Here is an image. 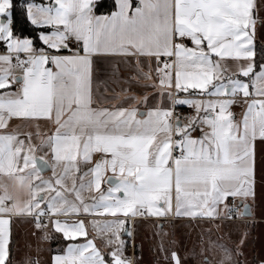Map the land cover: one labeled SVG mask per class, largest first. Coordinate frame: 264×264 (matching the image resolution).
<instances>
[{
  "label": "snow or ice",
  "instance_id": "snow-or-ice-1",
  "mask_svg": "<svg viewBox=\"0 0 264 264\" xmlns=\"http://www.w3.org/2000/svg\"><path fill=\"white\" fill-rule=\"evenodd\" d=\"M97 6L23 0L41 29L34 39L16 31L14 0H0V264H14V218L30 220L42 240L52 238L49 226L62 236L49 264H136L126 252L137 220L175 215L219 231L251 215L264 142V63L256 62L264 0H113L100 14ZM102 59L112 63L94 79ZM179 105L192 109L183 119ZM13 119L35 132L9 131ZM41 121L52 128L42 132ZM211 233L191 255L242 264L248 233ZM158 249L168 264H185L162 239Z\"/></svg>",
  "mask_w": 264,
  "mask_h": 264
},
{
  "label": "rangeland",
  "instance_id": "rangeland-1",
  "mask_svg": "<svg viewBox=\"0 0 264 264\" xmlns=\"http://www.w3.org/2000/svg\"><path fill=\"white\" fill-rule=\"evenodd\" d=\"M261 15L264 16V10L261 11ZM256 40L264 42V25H257ZM230 63L234 65L231 61ZM231 67L234 68L235 66ZM49 129L50 125L41 126L42 132ZM33 142H36L35 138ZM38 154L43 155V153ZM50 174V169L44 172L45 176ZM105 187L107 188L108 185L104 184L103 188ZM88 195V193H85V196ZM259 208L260 212L254 213L252 217L235 219L219 231L211 224L188 218H172L173 215L167 218L137 220L132 225L133 237L128 243L126 254L129 257H134L136 264H168V261L164 258V253L158 249L162 239L165 247H175L179 250L180 255L185 257V264H202V257L199 255L193 257L191 254L193 252L199 254L201 248L206 246L208 236H204V243L202 244L200 241L201 233L212 228L211 235L213 239L217 236H223L227 240L230 233L231 239L235 240L240 233L246 231L248 242L243 249L244 255L240 259L242 264H259V261L264 259V220L253 218L264 215V204ZM97 218L108 219L110 217ZM216 223L219 224L220 221H216ZM158 225H162V227H158ZM12 228L15 241L13 244L14 264H24L25 257L28 255L33 257L38 255L41 264H49L52 253L62 250L66 244L62 236L55 233L51 226H49V231L52 238L48 240L40 239L42 233L36 231L30 220L23 217L14 218ZM89 234L95 236L91 227H89ZM77 242H83L82 238H78ZM97 243L100 244V241L97 240ZM209 259L214 264L215 258L210 256Z\"/></svg>",
  "mask_w": 264,
  "mask_h": 264
},
{
  "label": "crops",
  "instance_id": "crops-1",
  "mask_svg": "<svg viewBox=\"0 0 264 264\" xmlns=\"http://www.w3.org/2000/svg\"><path fill=\"white\" fill-rule=\"evenodd\" d=\"M102 13H106V12H102ZM98 14H100V13H98ZM257 43H261L264 45V42H262L260 40L259 41L256 40V45H257ZM111 63H112V61L104 60V59L100 60L99 62H95L94 63V79H101L102 80L104 77H103V74L101 72L100 65H103V67L105 69H107L110 67ZM231 66H235V65H232L229 62V64H228L229 71L235 72L236 67L233 68ZM119 90H120L119 88H116L117 92H119ZM147 91L152 92L153 89L149 88V89H147ZM152 103H155V101L153 100ZM244 110H245L244 105H242L241 103L234 104L231 107V111L234 113L235 119L237 121H239L242 118V114H243ZM45 125H50V124H48L44 121L40 122V127L45 126ZM17 126H20L18 128V130L21 132H26V131L35 132V130H36L35 127L33 126V122H22V121L16 120V119H13L10 121L8 130L11 131L14 128H17ZM51 128H52V125H50V129ZM193 135L194 136L199 135V131L194 132ZM256 161H257V164H256V197H255V200L249 199L247 201V203L250 204V209H251L252 215L254 213L260 212L259 206L264 204V202L262 203V201L264 200V142L257 141V143H256ZM105 175L110 176V175H112V173L109 171V172H106ZM103 186H104V184H102V187ZM238 202L240 203L239 200H238ZM252 215H251V217H252ZM153 218H156V217H151V218H147V219H153ZM172 218H178V217L173 215ZM179 218H184V217H179ZM253 219H260V220L263 219L264 220V215L254 217ZM12 225H13V222H12ZM12 225H11V227H12ZM12 234H13V232H12Z\"/></svg>",
  "mask_w": 264,
  "mask_h": 264
},
{
  "label": "trees",
  "instance_id": "trees-1",
  "mask_svg": "<svg viewBox=\"0 0 264 264\" xmlns=\"http://www.w3.org/2000/svg\"><path fill=\"white\" fill-rule=\"evenodd\" d=\"M47 0H36L37 3L46 2ZM23 0H14V4L16 5V11H15V29L18 33L23 34L25 36H31L32 38L37 37V33L41 30L39 28L34 27L31 25L30 22L27 21L26 16L23 14L21 4ZM113 8V0H99L98 6L96 11L98 13L102 12H109ZM36 44L39 46L40 42L38 39H36ZM264 48V45L261 43H257V56H256V62L264 63V54H262L261 49Z\"/></svg>",
  "mask_w": 264,
  "mask_h": 264
},
{
  "label": "built area",
  "instance_id": "built-area-1",
  "mask_svg": "<svg viewBox=\"0 0 264 264\" xmlns=\"http://www.w3.org/2000/svg\"><path fill=\"white\" fill-rule=\"evenodd\" d=\"M4 49L2 46H0V51L2 52ZM192 109L186 107V106H182V105H179L177 106L176 108V113L177 115H180L181 118L183 119L184 116H186L187 114L191 113ZM237 204L239 205L240 203L237 201ZM245 216H242V217H238L237 219H244Z\"/></svg>",
  "mask_w": 264,
  "mask_h": 264
},
{
  "label": "water",
  "instance_id": "water-1",
  "mask_svg": "<svg viewBox=\"0 0 264 264\" xmlns=\"http://www.w3.org/2000/svg\"><path fill=\"white\" fill-rule=\"evenodd\" d=\"M49 169L45 170L44 172L48 171ZM250 205V204H249ZM250 212H251V209H250ZM251 215H252V212H251ZM251 215H245V217H251Z\"/></svg>",
  "mask_w": 264,
  "mask_h": 264
}]
</instances>
